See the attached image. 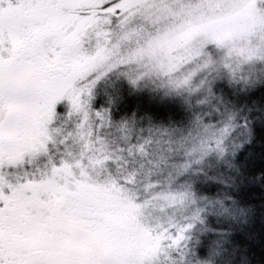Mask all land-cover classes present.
<instances>
[{"label": "snow or ice", "instance_id": "obj_1", "mask_svg": "<svg viewBox=\"0 0 264 264\" xmlns=\"http://www.w3.org/2000/svg\"><path fill=\"white\" fill-rule=\"evenodd\" d=\"M0 264H264V0H0Z\"/></svg>", "mask_w": 264, "mask_h": 264}, {"label": "rangeland", "instance_id": "obj_2", "mask_svg": "<svg viewBox=\"0 0 264 264\" xmlns=\"http://www.w3.org/2000/svg\"><path fill=\"white\" fill-rule=\"evenodd\" d=\"M247 16L246 10L237 13L235 16L232 14L218 17L217 22L211 27L210 39L213 41L230 39L233 35L239 36L249 29V25L244 22ZM239 18V22H237Z\"/></svg>", "mask_w": 264, "mask_h": 264}]
</instances>
